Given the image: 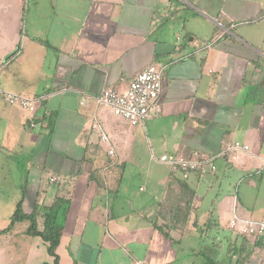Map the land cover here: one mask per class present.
<instances>
[{"label":"crops","instance_id":"crops-1","mask_svg":"<svg viewBox=\"0 0 264 264\" xmlns=\"http://www.w3.org/2000/svg\"><path fill=\"white\" fill-rule=\"evenodd\" d=\"M24 2L0 0V147L19 134L31 150L21 200L38 224L44 208L68 202L58 264H173L202 244L201 226L235 238L233 216L264 221V0H28V17ZM148 64L163 67L157 114L131 125L95 102ZM3 92L36 98L35 111ZM235 141L250 150L226 151ZM217 153L204 174L157 169L162 154ZM27 227L0 234V264H53ZM242 240L234 264H264V241Z\"/></svg>","mask_w":264,"mask_h":264},{"label":"built area","instance_id":"built-area-1","mask_svg":"<svg viewBox=\"0 0 264 264\" xmlns=\"http://www.w3.org/2000/svg\"><path fill=\"white\" fill-rule=\"evenodd\" d=\"M162 73L163 67L148 64L132 76L124 91L110 86L103 88L94 97L95 102L98 105L110 108L113 114L122 117L131 125L142 123L147 117L155 115L159 111L157 100L161 91ZM3 97L5 102L11 106L26 110L32 114L35 111L36 98H29L10 92H3ZM27 126L34 127L35 122L30 120ZM99 137L101 143H109V138L104 131H100ZM249 150L250 147L247 144L237 141L232 142L226 147V151L229 152H247ZM107 152L109 155H112L114 150L109 148ZM220 154L217 153L208 156L195 154L191 158L162 154L159 157V162L168 165L172 169L181 171L184 175L192 171L204 174L207 171L215 170L214 160ZM259 157L264 165V155H260ZM56 179V176L50 177L51 181H55ZM229 228L245 237H264V221L261 220L233 217L229 221Z\"/></svg>","mask_w":264,"mask_h":264},{"label":"rangeland","instance_id":"rangeland-1","mask_svg":"<svg viewBox=\"0 0 264 264\" xmlns=\"http://www.w3.org/2000/svg\"><path fill=\"white\" fill-rule=\"evenodd\" d=\"M27 3H28V0H25L24 2L25 8L23 12H24V15L26 14L25 16L28 17L29 16V14L27 13L28 8L26 9ZM12 138H10V140L8 139L6 140V138L4 139V142H5L4 144L6 145L9 144V149H8L9 151H5L3 148L0 147L1 149L0 155L2 156L1 159L3 162L2 169L4 170L10 169V173L8 174V177L6 178L1 177V180H5L1 185L7 188L4 192H0V223L1 224L4 223V221L6 223V221L9 220V215L11 211L14 209L15 203L21 199V196H22L21 189L23 188V179L21 177L22 176L21 169L23 167V169L25 170V167L28 163L27 159L28 158L30 159V155H31V150L27 152L25 151V147L21 149L22 146L19 142L20 140L19 134L16 139L14 138L12 139ZM163 165L164 166H157V169L162 170L163 174H167V171H168L167 168H170V167L166 164H163ZM129 170H130V173L128 174L129 178L137 176V175L133 176L134 170L132 169H129ZM134 174H137V173H134ZM225 184L227 185L228 183L226 182L224 183V185ZM31 186H34V184L30 183L29 187ZM222 194H224V191L222 192ZM26 207H27V204H26ZM233 217H236V216H233ZM205 222L207 223V218H205ZM201 227H202V231L200 232V235L203 237V240H202L203 243L193 248L194 250H190L189 254L186 251H183L180 257H178L180 260L173 264H204L203 259L206 258L207 256H209L210 258H213L214 261L221 262V264H223L225 260H229V264H234L240 259L241 260L244 259V253L246 252V250L244 247L245 243L242 240L243 235L234 231L235 233V238H234L232 235L229 236L230 232L227 231L226 229H221V228L217 229V228H214L213 226H210V229H208V226H201ZM218 230H221V232H218ZM190 232L194 233L193 230ZM249 237L250 239H253V236H248L247 238ZM194 239L189 240L188 244L194 246L193 244ZM182 246H184L182 248L186 247L185 241L183 242ZM233 246L236 247V251L233 249ZM175 247L174 249L176 250L177 248ZM241 247H243L242 251H240V249H242ZM198 250L201 252H199ZM198 252L200 254H198ZM242 262L243 261H241V264ZM77 264H85V263H82V261L80 262L78 260Z\"/></svg>","mask_w":264,"mask_h":264},{"label":"trees","instance_id":"trees-1","mask_svg":"<svg viewBox=\"0 0 264 264\" xmlns=\"http://www.w3.org/2000/svg\"><path fill=\"white\" fill-rule=\"evenodd\" d=\"M186 191L187 193L184 194L183 201L185 200L186 204L187 205L189 204L190 207L192 194L190 193V191L188 190ZM177 202L179 203L180 200H178ZM67 203H68L67 200L60 198L52 205L44 208L42 215H40V224H38L36 209L29 213L24 212L22 209V200L20 199L15 203L14 209L12 210L9 216V222L4 229L0 230V234L9 230L15 223L27 222L28 227L26 229V233L32 236H37L42 241L46 242L47 252L49 255L53 256V264H58V256L55 254V249L59 244L60 237L62 234V230L64 226L63 222L66 216V211L68 206ZM165 209L166 208H163L162 211L160 212V215L162 217H169V219L175 218L179 220L182 217L180 213H175L174 209L172 208L167 209L168 214H166L167 212H165ZM171 210L172 212H169ZM208 229H210V226H208ZM166 236L168 237L167 234ZM200 238H201L200 241H202L203 237L201 235ZM256 239H261L262 241H264V238H256ZM233 249L236 251L235 246H233ZM199 252L198 254H200ZM203 261L204 264H221V262L214 261L213 258H210L209 256L204 258ZM223 264H229V260H225Z\"/></svg>","mask_w":264,"mask_h":264}]
</instances>
